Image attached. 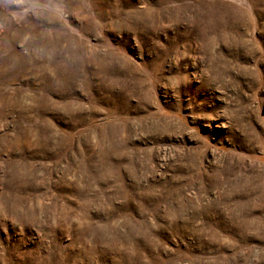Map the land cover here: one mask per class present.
Listing matches in <instances>:
<instances>
[{
    "label": "rangeland",
    "instance_id": "obj_1",
    "mask_svg": "<svg viewBox=\"0 0 264 264\" xmlns=\"http://www.w3.org/2000/svg\"><path fill=\"white\" fill-rule=\"evenodd\" d=\"M0 264H264V0H0Z\"/></svg>",
    "mask_w": 264,
    "mask_h": 264
}]
</instances>
